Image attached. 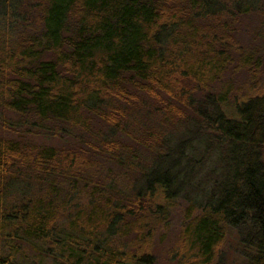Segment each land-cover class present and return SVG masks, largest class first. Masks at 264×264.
Here are the masks:
<instances>
[{"label":"trees","instance_id":"obj_1","mask_svg":"<svg viewBox=\"0 0 264 264\" xmlns=\"http://www.w3.org/2000/svg\"><path fill=\"white\" fill-rule=\"evenodd\" d=\"M175 217L176 264H264V0H0V264H156Z\"/></svg>","mask_w":264,"mask_h":264},{"label":"rangeland","instance_id":"obj_2","mask_svg":"<svg viewBox=\"0 0 264 264\" xmlns=\"http://www.w3.org/2000/svg\"><path fill=\"white\" fill-rule=\"evenodd\" d=\"M173 142H176L179 140L180 136L183 133V128L176 129L173 132ZM37 143H41L42 145L46 146H58L60 148L65 147L66 144L62 140L52 139V138H36L35 140ZM132 179V177H130ZM121 184L123 187H127V179H123L121 181ZM20 187L21 183H20ZM171 229L165 232V235H159L155 239V258H156V264H176V260H174L173 257H171V254L174 251V248H176V245L178 243V235H179V225H180V218L175 217L173 222L170 224ZM233 242V243H232ZM232 242H229L230 249L227 251V264H235L238 260V255L236 254L235 242L232 240ZM43 248V247H42ZM44 249V248H43ZM37 249L34 247L29 251L26 250L25 257L20 258L17 260V263L19 264H51V262L47 261L44 255L42 254H33L38 253L36 252ZM33 254V255H32ZM0 256L6 257L7 253L3 252V250L0 251ZM41 258L45 260H41Z\"/></svg>","mask_w":264,"mask_h":264}]
</instances>
